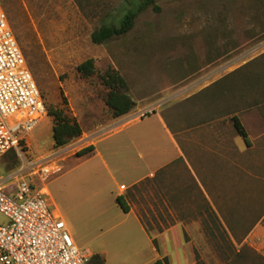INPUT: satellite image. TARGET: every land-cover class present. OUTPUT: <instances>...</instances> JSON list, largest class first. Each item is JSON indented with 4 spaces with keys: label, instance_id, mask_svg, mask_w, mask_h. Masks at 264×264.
Masks as SVG:
<instances>
[{
    "label": "rangeland",
    "instance_id": "obj_1",
    "mask_svg": "<svg viewBox=\"0 0 264 264\" xmlns=\"http://www.w3.org/2000/svg\"><path fill=\"white\" fill-rule=\"evenodd\" d=\"M143 1L0 0L47 107L63 106L72 116V108L78 109L86 128L112 116L99 79L109 68L128 82L138 114L152 109L171 125L202 116L224 127L239 117L252 146L247 150L238 136L243 152L236 153V165L227 179L219 170L222 219L217 237L213 231L212 242L197 245L196 264H264V0H155L128 34L104 45L92 42L95 30L118 23ZM90 59L97 73L83 77L77 67ZM83 144L81 137L55 148L48 116L27 135L17 167L9 169L11 153L0 156V179L21 174L48 189L52 209L67 222L78 247L92 252L88 264H154L133 254L109 255L107 261L94 254L109 247L108 233L98 213L75 202L107 188L95 174L97 160L77 156ZM74 159L79 167L71 170ZM42 160L63 170L47 177L30 166ZM226 225L238 242L250 228L248 242L234 244Z\"/></svg>",
    "mask_w": 264,
    "mask_h": 264
},
{
    "label": "crops",
    "instance_id": "obj_2",
    "mask_svg": "<svg viewBox=\"0 0 264 264\" xmlns=\"http://www.w3.org/2000/svg\"><path fill=\"white\" fill-rule=\"evenodd\" d=\"M72 112L83 129V148H95L82 158L97 160L95 174L107 188L75 202L98 213L108 233L109 247L94 254L105 261L109 255L133 254L154 264H196L197 245L203 239L212 242L213 231L217 237L222 219L219 170L227 179L236 153L243 152L234 126L202 116L189 125L181 118L171 125L160 112L140 117L132 111L120 118L103 116L86 128L80 111L73 107ZM78 167L74 159L71 170ZM118 197L129 207L128 213L117 203ZM225 228L234 244H244L251 236L248 228L238 242Z\"/></svg>",
    "mask_w": 264,
    "mask_h": 264
},
{
    "label": "built area",
    "instance_id": "obj_3",
    "mask_svg": "<svg viewBox=\"0 0 264 264\" xmlns=\"http://www.w3.org/2000/svg\"><path fill=\"white\" fill-rule=\"evenodd\" d=\"M155 113L140 112V117ZM48 117L45 99L0 2V156L20 155L27 135ZM50 161L30 164L47 177L63 168ZM45 188L21 174L0 179V264H88L90 250L76 244ZM264 221V217H263Z\"/></svg>",
    "mask_w": 264,
    "mask_h": 264
},
{
    "label": "trees",
    "instance_id": "obj_4",
    "mask_svg": "<svg viewBox=\"0 0 264 264\" xmlns=\"http://www.w3.org/2000/svg\"><path fill=\"white\" fill-rule=\"evenodd\" d=\"M155 0H145L138 6L128 11L122 16L118 23L104 24L95 30L91 36V40L96 45H104L111 40L128 34L134 27L138 15L145 10ZM77 71L83 77H91L97 73L95 63L92 59L87 60L77 67ZM101 84L107 89L105 103L109 108L113 118L123 117L132 112L136 106V102L129 94V85L126 79L119 73L118 70L109 68L99 75ZM48 116L53 121V142L55 148H62L72 141L79 139L83 135V129L77 118L72 116L68 109L63 106H49ZM235 131L241 136L247 147L252 146L250 136L247 129L242 124L237 116L231 118ZM94 146H88L77 152L79 158L92 155ZM15 161L9 166V169L17 167L16 154L11 153ZM117 203L126 213L129 212V207L117 198ZM156 264H162V261H157Z\"/></svg>",
    "mask_w": 264,
    "mask_h": 264
},
{
    "label": "bare ground",
    "instance_id": "obj_5",
    "mask_svg": "<svg viewBox=\"0 0 264 264\" xmlns=\"http://www.w3.org/2000/svg\"><path fill=\"white\" fill-rule=\"evenodd\" d=\"M46 192L49 194V191H48V189H46Z\"/></svg>",
    "mask_w": 264,
    "mask_h": 264
}]
</instances>
